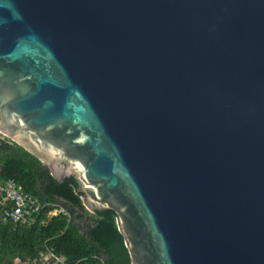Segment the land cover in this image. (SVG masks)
I'll use <instances>...</instances> for the list:
<instances>
[{
    "label": "water",
    "instance_id": "95a60500",
    "mask_svg": "<svg viewBox=\"0 0 264 264\" xmlns=\"http://www.w3.org/2000/svg\"><path fill=\"white\" fill-rule=\"evenodd\" d=\"M0 138L131 264H264V0H0Z\"/></svg>",
    "mask_w": 264,
    "mask_h": 264
},
{
    "label": "trees",
    "instance_id": "16d2710c",
    "mask_svg": "<svg viewBox=\"0 0 264 264\" xmlns=\"http://www.w3.org/2000/svg\"><path fill=\"white\" fill-rule=\"evenodd\" d=\"M0 175L64 208L52 215L55 206H47L28 224L4 220L0 209V264H45V242L63 260L48 264H131L115 211L87 210L73 176L58 181L36 156L8 138H0Z\"/></svg>",
    "mask_w": 264,
    "mask_h": 264
},
{
    "label": "built area",
    "instance_id": "2783aa9c",
    "mask_svg": "<svg viewBox=\"0 0 264 264\" xmlns=\"http://www.w3.org/2000/svg\"><path fill=\"white\" fill-rule=\"evenodd\" d=\"M47 206H55L50 212L52 215L64 212V208L59 207L57 204L27 193L23 186L14 179H3L0 175V209L4 220H12L24 224L33 223L41 210ZM41 262L45 264L50 262L62 263L63 260L45 242Z\"/></svg>",
    "mask_w": 264,
    "mask_h": 264
}]
</instances>
